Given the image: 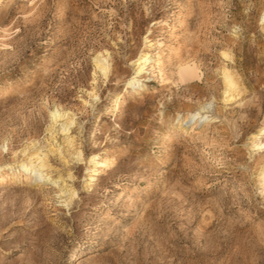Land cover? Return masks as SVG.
Listing matches in <instances>:
<instances>
[{
	"label": "rangeland",
	"instance_id": "rangeland-1",
	"mask_svg": "<svg viewBox=\"0 0 264 264\" xmlns=\"http://www.w3.org/2000/svg\"><path fill=\"white\" fill-rule=\"evenodd\" d=\"M263 13L264 0H0V264H264ZM207 103L182 130L177 115ZM54 106L73 125L51 140ZM33 153L47 179L18 168ZM92 155L106 164L89 181Z\"/></svg>",
	"mask_w": 264,
	"mask_h": 264
},
{
	"label": "bare ground",
	"instance_id": "bare-ground-1",
	"mask_svg": "<svg viewBox=\"0 0 264 264\" xmlns=\"http://www.w3.org/2000/svg\"><path fill=\"white\" fill-rule=\"evenodd\" d=\"M262 21H264V13L262 14ZM150 40L145 39L144 44L147 48L151 46ZM225 58L228 59L229 55L226 51L223 52ZM110 54L108 50H104L103 52H98L94 56V72H93V82H96L97 73L101 76L106 78L111 69V62H110ZM150 60L151 56L149 51L141 50L140 54L137 58L132 62L134 66V73L130 78L127 80L126 85L132 89H140L142 87V76L147 71L148 67H150ZM222 80L224 84L223 90V100L229 101L235 98L239 94V84L236 76L229 69L226 65L222 67ZM89 96L96 97L94 90L87 91ZM117 101V100H116ZM209 103L202 105L194 112H188L187 115L183 116L182 114H178L176 118V122L180 124V128L186 127L184 129L187 130L188 128L191 129L192 124H198L201 120L206 121L209 120V115L205 110L208 109ZM51 125L48 126L49 138L54 140L55 135H53L54 126L59 124L61 132H65V134L70 130V127L73 125V119L69 116V113L60 110L57 106H54L52 110L49 111ZM56 129V128H55ZM183 130V129H182ZM262 131V130H261ZM264 131V129H263ZM68 143L69 146L72 145V140H70V136L68 135ZM264 145L263 142L253 139L251 142L252 147L261 148ZM55 147V146H54ZM54 149V148H53ZM72 149V148H71ZM37 154V153H35ZM34 153L28 155L25 162H21L18 165V168L21 169L26 175H29V178L32 179V176L37 175L39 179H47V175H44V168L46 169L47 164L45 160L40 157L39 155H35ZM72 154L75 155L77 161H81L83 159L82 151L79 149L72 150ZM73 155V156H74ZM44 156V155H43ZM88 164L92 166L89 170L88 178L89 181L94 180L95 175L99 172V168L102 165H105V161H100L97 155H92L89 157ZM7 165V164H6ZM6 165H0V171ZM57 182V180H54ZM61 183V182H60ZM58 184V182H57ZM56 184V185H57ZM263 184H264V172H263ZM60 192L64 195L63 203L66 206L69 205L71 202L75 192L72 187L67 188L65 185L59 184ZM60 193V194H61Z\"/></svg>",
	"mask_w": 264,
	"mask_h": 264
}]
</instances>
